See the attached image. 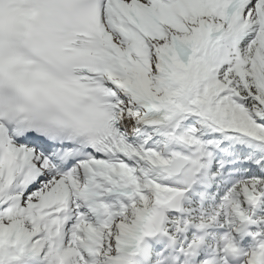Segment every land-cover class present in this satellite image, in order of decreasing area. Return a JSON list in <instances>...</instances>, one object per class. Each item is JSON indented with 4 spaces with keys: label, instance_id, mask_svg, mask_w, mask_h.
I'll list each match as a JSON object with an SVG mask.
<instances>
[{
    "label": "snow or ice",
    "instance_id": "6c2138e0",
    "mask_svg": "<svg viewBox=\"0 0 264 264\" xmlns=\"http://www.w3.org/2000/svg\"><path fill=\"white\" fill-rule=\"evenodd\" d=\"M0 264H264V0H0Z\"/></svg>",
    "mask_w": 264,
    "mask_h": 264
}]
</instances>
